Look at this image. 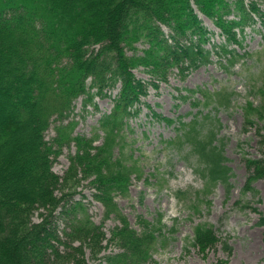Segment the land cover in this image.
<instances>
[{
  "label": "trees",
  "instance_id": "trees-1",
  "mask_svg": "<svg viewBox=\"0 0 264 264\" xmlns=\"http://www.w3.org/2000/svg\"><path fill=\"white\" fill-rule=\"evenodd\" d=\"M198 11L215 20L225 40L207 47L213 33ZM257 23H264L258 0H0V264H89L85 246L98 249L106 238L83 201L74 200L75 192L61 190L64 181L53 169L73 142L77 150L64 178L75 185L91 178L107 217L114 214L120 222L111 237L119 250L108 261L146 264L168 237L162 229L168 227L164 214L152 222L141 219L138 229L115 200L117 193H128L132 175L141 173L137 160L129 165L124 159L129 120L145 92L132 71L144 65L158 80L167 79L171 69L185 73L210 62L213 54L231 64L240 55L232 46L242 45L246 28ZM139 41L148 45L142 53ZM118 84L113 108L99 119L102 135H74L77 121L64 120L76 100L84 96L87 104ZM259 90L264 92V85ZM201 98L196 104L208 105ZM244 110L247 124L264 121V98L247 102ZM55 116L61 122L49 140ZM209 118L207 113L180 120L168 143L186 155L206 186L222 183L230 192L233 172L220 136L221 120L214 117L208 124ZM263 130H257L262 148ZM244 162L245 189H254L253 183L264 179V158L246 156ZM59 208L63 216L73 213L66 238L51 220ZM195 233L202 245L218 239L208 224L196 225Z\"/></svg>",
  "mask_w": 264,
  "mask_h": 264
},
{
  "label": "rangeland",
  "instance_id": "rangeland-1",
  "mask_svg": "<svg viewBox=\"0 0 264 264\" xmlns=\"http://www.w3.org/2000/svg\"><path fill=\"white\" fill-rule=\"evenodd\" d=\"M258 4L264 11V0H258ZM198 12L213 33L207 47L225 40L215 20ZM244 36L242 45L232 46L240 55L231 64L213 54L210 62L185 73L171 69L167 79L158 80L144 65L132 71L142 82L141 91L145 92L141 95L138 113L129 120L124 159L129 165L137 160L141 173L132 175L128 193H117L115 200L131 225L138 229L141 219L152 222L164 214L162 222L168 227L162 229L168 237L156 245L146 264H264V225L260 224L264 214V179L255 181L254 189H245L248 168L244 162L246 156L264 158L257 132L258 127L264 129V121L257 119V123L247 124L244 110L247 102L258 104L264 98V92L259 90L264 85V23L248 26ZM136 46L142 53L148 45L139 41ZM119 88L120 84L107 89V95L96 94L87 104L84 96L76 100L74 111L64 120L77 121L74 135H102L97 130L99 119L113 108ZM197 98L208 105L196 104ZM220 103L224 104L217 106ZM207 113L221 120L220 136L225 139L228 164L233 172L230 192L222 183L206 186L186 155L168 143L177 135L180 120L187 122ZM60 122L57 116L53 117L47 139L52 140L56 135V125ZM101 141L99 137L96 143ZM76 150L74 142L66 145L53 169L65 182L61 190L75 192L74 200L83 201L91 219L105 233L106 238L98 249L93 244L85 246L86 260L89 264H110L107 256L119 250L111 240L112 231L120 222L114 214L107 217L105 206L95 197V189L89 183L91 178L82 179L76 185L69 177L64 178L71 164L70 155ZM131 154L133 160L129 158ZM60 210L51 220L61 237L66 238L64 230L73 213L63 216ZM43 211L35 213L36 221ZM199 223L213 227L218 239L204 245L196 242L195 230Z\"/></svg>",
  "mask_w": 264,
  "mask_h": 264
}]
</instances>
